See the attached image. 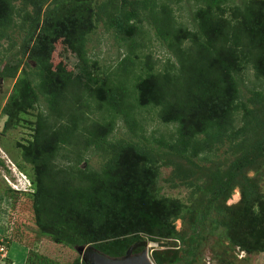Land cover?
Returning a JSON list of instances; mask_svg holds the SVG:
<instances>
[{"label": "trees", "instance_id": "1", "mask_svg": "<svg viewBox=\"0 0 264 264\" xmlns=\"http://www.w3.org/2000/svg\"><path fill=\"white\" fill-rule=\"evenodd\" d=\"M16 1L0 0V47L17 27L25 31L23 54H30L21 71V60L0 70L2 77H16L2 110L7 123L28 126L32 135L19 143L30 166L19 164L29 186L9 187V193L15 203L32 195L38 234L78 252L92 246L110 257L125 255L139 241L179 239L187 245L186 264H192L201 252L204 218L212 213L231 248L264 252L263 195L247 174L264 156V91L250 90L246 100L242 93L249 67L264 80V0H195L192 28L176 19L171 0H127L144 6L174 60L163 69H156L150 56L141 60L139 11L124 9L110 20L129 50L116 79L91 70L97 65L87 48L97 14L92 0H21L30 11L28 5L18 10ZM107 6L99 9L106 13ZM61 39L77 62L70 69L60 62L53 76L50 63ZM135 59L139 72L133 71ZM96 108L101 119H90ZM147 108L174 125L167 137L152 135L157 147L143 142L139 116ZM34 109L36 119L27 121L24 113ZM119 117L132 137H110ZM225 146L233 154L229 161L204 164ZM97 150L104 159L93 168L89 158ZM164 165L172 167L173 187L190 189L187 201L161 192ZM237 187L243 209L226 205ZM178 219L188 223V233L177 231ZM15 226L14 221L8 232ZM12 238L10 232L3 243L8 246ZM176 244L154 251L155 264L178 263L182 254ZM73 264L87 263L78 256Z\"/></svg>", "mask_w": 264, "mask_h": 264}, {"label": "rangeland", "instance_id": "2", "mask_svg": "<svg viewBox=\"0 0 264 264\" xmlns=\"http://www.w3.org/2000/svg\"><path fill=\"white\" fill-rule=\"evenodd\" d=\"M151 1V0H150ZM195 0H171L170 3L175 8L176 19L193 27V19L191 17V7ZM106 3L108 9L105 8L106 13L99 7ZM16 5L18 10L28 8L32 10V6L24 4L23 1L17 0ZM115 5L118 9L115 10ZM95 6L97 14L94 15V30L89 35L87 48L92 60H97V65L92 66L91 70L96 71L100 77L112 76L117 78L118 65L125 55H128L129 50L126 42L122 41L116 33V30L111 24L110 20L119 11L124 9L135 8L139 11V17L141 18L140 24L142 31L136 36L137 41L142 43L137 50L141 60H146L147 56L156 69H163L168 60H174V56L162 45L159 39L156 37L154 27L151 24L150 19H147V11L144 10L142 4L129 3L127 0H92V7ZM110 11L111 15L107 12ZM135 21V20H134ZM12 39L5 38L2 40L0 47V70L3 69L7 63L10 65L21 60V68L27 67V58L30 54V50L23 54L22 47L24 45L25 31L18 29L17 27L10 32ZM68 60V61H67ZM136 60V66L133 71H138L139 60ZM66 62L70 69L77 62L76 57L70 52L66 51L62 39L56 43L55 56L50 63L51 74L57 75L59 63ZM29 63H33L31 60ZM111 77V78H112ZM112 78V79H113ZM16 81V77H2L0 76V239H4L10 232L14 238L8 239V253L5 257L4 264H73L74 260L80 256L83 260L82 254L77 250L67 247L62 244L55 243L51 238L47 236H41L38 234V228L35 224L34 212L32 208V195H25L19 197L21 203H15L14 199L10 197L9 187H23L27 180L23 173V170L19 164H24L25 168L29 170L30 166L22 160L21 147L19 143H26L32 135V130L23 124L12 126L10 121L7 123L8 115L3 112V106L9 98ZM135 81V80H133ZM250 90H263L264 80L257 78L254 69L249 67L243 74L242 93L245 95L243 100L252 95ZM249 105H252L249 103ZM42 107V108H41ZM41 109L45 110L41 105ZM37 109L24 113L23 117L27 121H33L36 119ZM242 113V111H241ZM240 113V115H241ZM139 119L143 120L144 135L147 139H143L144 143L156 144L154 136L160 135L168 136L170 132L174 130V125L166 124L158 119L157 110L155 108L142 109L140 111ZM239 115V114H238ZM102 110L95 109L89 114L90 119H101ZM24 123V121H23ZM129 128L126 126L122 118L116 119V129L111 134V138L119 137H132ZM103 152L97 150L90 155L89 163L93 168H98L99 164L103 161ZM233 157V154L227 147H223L216 151L214 154L209 155V159L203 161L207 166L213 165V162H225L229 161ZM84 164H87L84 162ZM172 167L163 166L159 178V185L161 192L164 195L178 197L184 201L188 200L190 189L187 187H173L169 179L171 175ZM248 176L257 180L258 192L263 195L264 206V156L260 157L256 161L255 166L247 172ZM25 177V178H24ZM14 185V186H13ZM199 196L194 195L193 197ZM242 199V192L237 187L231 197L226 201V205L240 206L239 209H243L246 203H240ZM192 200L189 202L191 204ZM202 225L203 228V243L201 252L198 254L197 260L192 264H264V252L260 253H247L236 247L231 248L229 239L225 236V231L221 222L218 221L217 215L209 213ZM16 222L15 228L8 232V226ZM176 229L180 233L186 234L190 231L187 222L184 223L182 219H178L176 222ZM175 240V239H174ZM172 241V245L176 241V245L181 250L182 259L175 264H186L187 257L184 252L187 247L181 240L175 241L162 240L160 242H166V246H159L156 242L150 244L148 248V255L151 260L154 251L171 248L169 242ZM166 262V261H165ZM1 263V262H0ZM167 264V263H166ZM174 264V263H170Z\"/></svg>", "mask_w": 264, "mask_h": 264}, {"label": "water", "instance_id": "3", "mask_svg": "<svg viewBox=\"0 0 264 264\" xmlns=\"http://www.w3.org/2000/svg\"><path fill=\"white\" fill-rule=\"evenodd\" d=\"M153 242L139 241L132 244L125 255L110 257L92 246H82L78 250L87 264H154L148 255V246ZM155 243V242H154ZM159 246H166V242H156ZM143 246L141 252L134 253V249Z\"/></svg>", "mask_w": 264, "mask_h": 264}, {"label": "built area", "instance_id": "4", "mask_svg": "<svg viewBox=\"0 0 264 264\" xmlns=\"http://www.w3.org/2000/svg\"><path fill=\"white\" fill-rule=\"evenodd\" d=\"M0 259L2 260V263L0 264H4L3 260H6L7 257H5L8 253V246L7 244L3 243V240L0 239Z\"/></svg>", "mask_w": 264, "mask_h": 264}, {"label": "clouds", "instance_id": "5", "mask_svg": "<svg viewBox=\"0 0 264 264\" xmlns=\"http://www.w3.org/2000/svg\"><path fill=\"white\" fill-rule=\"evenodd\" d=\"M24 176L26 177V175H24ZM25 177H24V178H25ZM25 179L27 180L25 186H23V187H19V188H28V186H29V179H28L27 177H26ZM16 188H18V187H16ZM148 248H149V246H148Z\"/></svg>", "mask_w": 264, "mask_h": 264}, {"label": "bare ground", "instance_id": "6", "mask_svg": "<svg viewBox=\"0 0 264 264\" xmlns=\"http://www.w3.org/2000/svg\"><path fill=\"white\" fill-rule=\"evenodd\" d=\"M14 186V185H13ZM14 188H16V187H14Z\"/></svg>", "mask_w": 264, "mask_h": 264}]
</instances>
